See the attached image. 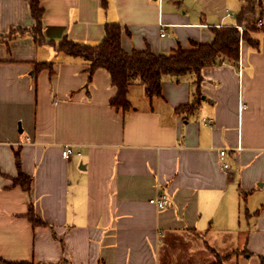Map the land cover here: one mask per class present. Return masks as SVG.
Listing matches in <instances>:
<instances>
[{
    "label": "crops",
    "instance_id": "crops-1",
    "mask_svg": "<svg viewBox=\"0 0 264 264\" xmlns=\"http://www.w3.org/2000/svg\"><path fill=\"white\" fill-rule=\"evenodd\" d=\"M245 1L41 0L43 30L96 44L116 22L127 52L171 53L212 42ZM34 24L30 0H0V35ZM253 36L238 64L220 57L200 81L165 75L160 96L133 80L129 110L110 103L106 69L90 78L85 59L27 31L0 38V258L212 264L231 254L225 264H264V30ZM46 61L52 69L36 70ZM20 171L30 189L14 183Z\"/></svg>",
    "mask_w": 264,
    "mask_h": 264
},
{
    "label": "trees",
    "instance_id": "trees-1",
    "mask_svg": "<svg viewBox=\"0 0 264 264\" xmlns=\"http://www.w3.org/2000/svg\"><path fill=\"white\" fill-rule=\"evenodd\" d=\"M105 3L103 0V4ZM30 7L35 24L28 29L12 30L7 35H0V38L8 40L13 38L17 31H27L38 44L50 42L59 52L85 59L89 63L90 78L96 70L106 69L111 76L112 84L117 88L110 103L125 110L132 108L128 95L133 80H140L145 87L146 94L151 98L162 94V80L165 75L180 77L193 72L197 75V80L200 81L202 69L217 62L220 57L238 64L241 42L246 40L253 45L259 44L253 34L264 30V24L258 25L259 19L264 17V0H246L237 13L236 24L212 28L215 37L210 43L193 42V48L183 49L180 47L171 53H155L150 48L127 52L122 45L123 27L120 23H107L104 38L96 44L79 42L68 37L60 41L47 40L43 30L44 10L41 0H30ZM52 66L53 62L51 61L40 62L37 63L36 70L52 69ZM188 107L193 109L194 103ZM17 160L19 164V155ZM14 183L30 189L31 177L20 171L18 177L14 179ZM29 217L34 224H46L32 208ZM230 256L231 254L219 256L212 264H225ZM0 261L4 264H33L26 261H6L1 258Z\"/></svg>",
    "mask_w": 264,
    "mask_h": 264
},
{
    "label": "built area",
    "instance_id": "built-area-1",
    "mask_svg": "<svg viewBox=\"0 0 264 264\" xmlns=\"http://www.w3.org/2000/svg\"><path fill=\"white\" fill-rule=\"evenodd\" d=\"M263 24H264L263 19H259L258 25L261 26ZM165 34H166V32L163 31L162 32V35L164 36ZM72 152H73V148L71 146H68V147H66L63 150V156L64 157H69L72 154ZM227 153L228 152H227V150L225 148L221 149L220 150V156H221V158L224 159V157L227 155ZM223 165H224V168H228L229 167V163H227V162H224ZM151 202L154 203V204H156L158 207L162 208V207H164L166 205V202L167 201L163 197H156V198H152L151 199Z\"/></svg>",
    "mask_w": 264,
    "mask_h": 264
},
{
    "label": "rangeland",
    "instance_id": "rangeland-1",
    "mask_svg": "<svg viewBox=\"0 0 264 264\" xmlns=\"http://www.w3.org/2000/svg\"><path fill=\"white\" fill-rule=\"evenodd\" d=\"M249 42V41H248Z\"/></svg>",
    "mask_w": 264,
    "mask_h": 264
}]
</instances>
